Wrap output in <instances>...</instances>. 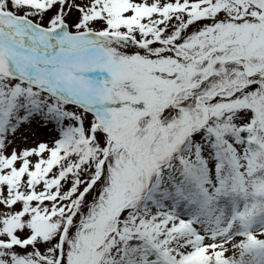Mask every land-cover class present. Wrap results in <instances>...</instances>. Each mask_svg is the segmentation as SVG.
<instances>
[{
	"label": "snow or ice",
	"instance_id": "6c2138e0",
	"mask_svg": "<svg viewBox=\"0 0 264 264\" xmlns=\"http://www.w3.org/2000/svg\"><path fill=\"white\" fill-rule=\"evenodd\" d=\"M249 187L264 0H0V264H227Z\"/></svg>",
	"mask_w": 264,
	"mask_h": 264
},
{
	"label": "rangeland",
	"instance_id": "374dc122",
	"mask_svg": "<svg viewBox=\"0 0 264 264\" xmlns=\"http://www.w3.org/2000/svg\"><path fill=\"white\" fill-rule=\"evenodd\" d=\"M251 183V181H249ZM256 190V189H254ZM248 191H253V188L249 187ZM264 200V196H261ZM237 205L234 208L229 200L224 198L220 199L219 204H213L215 215L212 217L213 221L218 220L219 223H213L210 227H215L218 232L228 230L229 222H231V238L230 243L225 245L224 252L227 264H256V259L252 252H249L244 247L248 243V236L242 233L251 232L258 234L261 228H264V219L258 220L257 215L252 213L251 210L255 206L253 200H245L244 198L237 197ZM245 204L248 205L247 210ZM246 211L245 219H241L240 213ZM253 221L250 227L244 225L248 221ZM227 238V237H225ZM264 240V236L259 237ZM225 257H222L224 259Z\"/></svg>",
	"mask_w": 264,
	"mask_h": 264
},
{
	"label": "trees",
	"instance_id": "16d2710c",
	"mask_svg": "<svg viewBox=\"0 0 264 264\" xmlns=\"http://www.w3.org/2000/svg\"><path fill=\"white\" fill-rule=\"evenodd\" d=\"M256 191L253 189V191H248L249 195L248 197L255 200L257 206L255 207V209L253 210L254 213H257L259 218L262 219L264 218V200L263 198L260 197V195H252V193Z\"/></svg>",
	"mask_w": 264,
	"mask_h": 264
}]
</instances>
